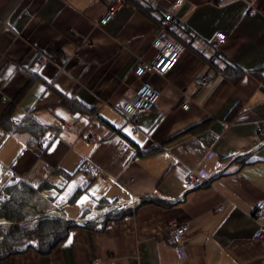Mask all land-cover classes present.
<instances>
[{
  "label": "crops",
  "instance_id": "crops-1",
  "mask_svg": "<svg viewBox=\"0 0 264 264\" xmlns=\"http://www.w3.org/2000/svg\"><path fill=\"white\" fill-rule=\"evenodd\" d=\"M174 1L127 0L100 26L103 0H0V114L34 77L12 117L30 115L45 127L37 146L19 123L0 132V186L30 185L41 208L63 219L153 196L103 222H75L51 254L32 246L0 264H264L254 217L264 200V0H185L171 25L184 53L167 74L145 75L162 91L157 104L135 122L113 108L138 88L133 68L153 57L162 13ZM219 31L227 40L215 59ZM227 66L236 73H223ZM212 67L217 75L201 89L196 78ZM62 94L93 113L67 110ZM86 160L104 175L83 170ZM192 168L223 172L171 201ZM181 223L190 225L183 254L169 237Z\"/></svg>",
  "mask_w": 264,
  "mask_h": 264
},
{
  "label": "built area",
  "instance_id": "built-area-1",
  "mask_svg": "<svg viewBox=\"0 0 264 264\" xmlns=\"http://www.w3.org/2000/svg\"><path fill=\"white\" fill-rule=\"evenodd\" d=\"M99 1V0H97ZM105 1L107 7L102 15L101 19L98 21V25L105 26L112 19L116 17L119 11L126 5L127 0H103ZM185 0H175L171 6L166 9L161 16V24L153 38L152 45L155 50L153 57L150 60L140 59L133 68V74L136 78L140 80V84L135 92L130 96H123L117 99L113 103V108L117 113L128 121H137L145 112L151 110L158 102L162 91L160 88L154 86L145 75L148 72H156L161 75H165L179 61L181 55L184 53L186 46L183 41L178 39L171 31V25L174 21L181 5ZM220 4L225 3V0H219ZM258 8L252 5L250 13H255ZM227 40V35L223 31H219L211 39V46L214 50L215 59L220 55V50L223 44ZM70 59V56H65L60 59L61 62L66 63ZM217 75V71L212 67L208 70L200 73L196 78L197 85L203 89L209 87L213 81L214 77ZM191 98L188 97L183 102V107L188 108L191 102ZM20 124L24 125L26 123L25 119L19 121ZM63 127L77 134L83 133V127L76 122H63ZM4 169V166H0ZM82 169L89 172L92 175H104V170L98 165L86 160L82 163ZM223 172V169L217 168L215 170L197 169L192 168L188 171L186 178L183 181V189L178 196L170 197L171 201H183L185 199L186 193L197 188H200L211 180V178L217 174ZM46 177L45 174H43ZM153 196L137 197L133 196L129 200H119L115 203L106 204L100 207H96L86 214L73 219L79 224H85L89 222H103L106 221L110 216L123 213L129 209H133L142 201L151 199ZM221 207H218V209ZM48 217H60L64 218L62 214L51 211ZM45 215V214H44ZM44 215H37L25 222H17V220H8L1 218L3 221L1 223H14L12 227L20 228H34L39 220L44 218ZM127 218H131L132 214H127ZM254 217L260 221V227L256 233L257 237L264 240V200L261 201L254 212ZM66 218V217H65ZM16 224V226H15ZM10 227V226H9ZM190 228L189 223L172 224L169 230V237L171 238L175 248L181 253H184V241L187 236V232ZM8 234H2L0 236V257L16 251H22V245H6L5 240Z\"/></svg>",
  "mask_w": 264,
  "mask_h": 264
},
{
  "label": "trees",
  "instance_id": "trees-1",
  "mask_svg": "<svg viewBox=\"0 0 264 264\" xmlns=\"http://www.w3.org/2000/svg\"><path fill=\"white\" fill-rule=\"evenodd\" d=\"M236 71L229 66L223 69V73L231 74ZM241 72V71H240ZM34 77H31L27 84L21 89L20 93L15 97L6 110L0 114V128L5 130L16 129L13 114L24 93L31 86ZM59 105L67 110L78 114H92L93 109L83 105L76 97H70L65 94L61 95ZM26 123L22 128L29 131L32 135L30 144L37 146L45 133L39 121L31 118L30 115L24 117ZM205 121L203 125L207 124ZM21 128V129H22ZM1 179V175H0ZM34 189L23 182H15L12 184H3L0 186V217L8 220H29L36 215H44L49 208H41V201L34 195ZM24 205L25 208L21 209ZM75 221L71 219H63L60 217H44L39 220L34 228L13 227L7 229L8 237L5 240L6 245H22L23 250L34 246V248L42 255L51 254L56 250L68 235L70 228L75 226ZM1 231V230H0Z\"/></svg>",
  "mask_w": 264,
  "mask_h": 264
},
{
  "label": "rangeland",
  "instance_id": "rangeland-1",
  "mask_svg": "<svg viewBox=\"0 0 264 264\" xmlns=\"http://www.w3.org/2000/svg\"><path fill=\"white\" fill-rule=\"evenodd\" d=\"M167 74V73H166ZM24 119V118H23ZM22 120V119H21ZM14 123L15 124H17V123H19L20 124V122L18 121L17 123L14 121ZM20 125H22V124H20ZM3 131H5V130H3L2 128H0V132H3ZM25 206L26 205H24L21 209H24L25 208ZM37 216V215H36ZM35 217V216H34ZM2 218V217H1ZM22 221V220H21ZM20 220H17V222H21ZM25 221H27V220H24L23 222H25ZM14 224V223H13ZM13 224H11V225H8V226H6V225H1L0 226V236L2 235V234H7V229L8 228H13L12 226H14ZM10 226V227H9ZM15 226H16V224H15ZM28 229V228H27Z\"/></svg>",
  "mask_w": 264,
  "mask_h": 264
},
{
  "label": "water",
  "instance_id": "water-1",
  "mask_svg": "<svg viewBox=\"0 0 264 264\" xmlns=\"http://www.w3.org/2000/svg\"><path fill=\"white\" fill-rule=\"evenodd\" d=\"M263 143H264V141L262 143H260V144H263ZM48 216H50V215L49 214H45L44 215V217H48ZM1 224L8 226V225H11L12 223L8 222V223H1Z\"/></svg>",
  "mask_w": 264,
  "mask_h": 264
},
{
  "label": "bare ground",
  "instance_id": "bare-ground-1",
  "mask_svg": "<svg viewBox=\"0 0 264 264\" xmlns=\"http://www.w3.org/2000/svg\"><path fill=\"white\" fill-rule=\"evenodd\" d=\"M0 221H3L2 219Z\"/></svg>",
  "mask_w": 264,
  "mask_h": 264
}]
</instances>
